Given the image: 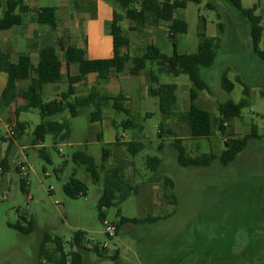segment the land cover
<instances>
[{
	"label": "rangeland",
	"instance_id": "obj_1",
	"mask_svg": "<svg viewBox=\"0 0 264 264\" xmlns=\"http://www.w3.org/2000/svg\"><path fill=\"white\" fill-rule=\"evenodd\" d=\"M65 1L70 2L35 0L33 3L42 8ZM254 4L264 10V0H243L244 8ZM4 6L6 0H0V13ZM178 14L188 24L187 34L177 40L179 53L194 54L198 51L202 18L205 21V33L210 37H221L214 66L203 71L211 91L200 92L197 104L218 115L219 103L228 100L240 102L244 98V88L248 86L250 106L243 110L241 119L229 124L228 133L243 137L256 128L257 137L249 142L229 166L214 163L209 168H183L177 162L176 153L170 148L172 139L158 138V128L163 122L158 100L150 96L145 101L139 100V93L132 92V117L138 125L144 127L141 140L147 149L131 157L122 147L119 150L112 148L114 156L108 165L123 166L128 181L143 186L139 195H132L119 207L107 209L106 219L116 223L120 219L119 211L122 216L131 219L147 215L164 216L172 213L175 208L176 213L157 225H124L114 237L109 238L98 217V202L103 191L101 184L94 185L84 167L75 166L71 162L59 177L56 174L64 159L69 160L78 149L86 150L95 158L96 163L101 164L102 151L107 142H94L91 138L94 131L98 132V123L90 124L83 114L71 120L73 135L70 141L54 149L52 137L48 135L43 144L33 147V133L41 122V116L36 111L22 112L18 120L28 124L22 140L10 139L11 143L3 140L7 138L0 137V161L6 158L9 166V169L0 171V264H54L39 258V250L46 235L62 241L66 254L71 251L80 252L83 264H259L264 260V63L253 54L246 19L224 0H201L199 3L189 1ZM219 23L225 26L221 35L217 28ZM122 25L128 27L127 22ZM39 27L41 32L50 31L48 26ZM20 33L30 35L26 28L0 32V47L17 54L24 48V42L19 45V37L15 38ZM44 33L42 36L47 35ZM166 33V25L163 29L142 27L133 31L134 42L131 41L129 48L131 55L142 54V49L151 44L158 45L163 53L171 55L173 45L170 39H166ZM260 46L264 50V39ZM26 51L30 50L27 48ZM109 56L111 53L102 57ZM71 66L78 68L77 65ZM226 69L229 79L235 85L232 93L221 88L220 75ZM147 73L149 77L155 73L160 84L191 87L186 75L174 77L159 74L155 66H148ZM50 87L44 89L46 100L55 99L45 95ZM180 93L179 110L185 112L189 107L188 93L185 94L184 88ZM92 111L93 108H90L84 113ZM105 112L111 115L112 121L119 124L130 118L111 109ZM11 116L15 117L14 110L8 109L6 119ZM65 116L69 117V114ZM112 121L109 119L108 124L113 126ZM9 122L16 123L13 119ZM165 123L185 139L183 144L192 157L209 152L220 155L224 150L223 142L227 136L222 137L217 133L210 140L194 141L189 138V129L185 124L176 119L166 120ZM100 127L107 136L114 131L123 135L122 127L115 130L106 121ZM0 131L6 135L2 123ZM127 133L124 140L132 139L133 134L130 131ZM85 139L89 142L86 147L81 146ZM161 144H164L163 150H159ZM42 147L49 151L50 163L38 155ZM148 155L163 160L158 173L174 181L177 207L170 205L164 198L167 188L162 184L148 183L155 175L145 166ZM20 162L26 164L29 173L25 179L29 183L25 192L21 188L22 174L17 171ZM75 170L76 177L88 186L87 195L76 200L70 199L63 192V185ZM21 217L33 219L34 229L31 234H20L9 226L20 221ZM79 231L86 234L90 243L85 245L86 249H71L69 243ZM105 243L106 248L103 247ZM95 245L104 248L101 256L93 251ZM47 249L53 255H59L53 242L47 244Z\"/></svg>",
	"mask_w": 264,
	"mask_h": 264
},
{
	"label": "trees",
	"instance_id": "obj_2",
	"mask_svg": "<svg viewBox=\"0 0 264 264\" xmlns=\"http://www.w3.org/2000/svg\"><path fill=\"white\" fill-rule=\"evenodd\" d=\"M76 2L77 0H73ZM122 12L114 11L113 20L110 24V34L113 40V55L107 59L91 60L87 58L85 49L78 48L75 45L65 47L60 41L58 45L53 42V38L48 35L41 39L35 46L38 52V61L33 63L30 52L18 54L17 60L13 61L12 54L0 48V74L7 75V83L0 95V115L17 100L18 94L24 100V105L16 108L17 120L14 124L15 135L12 139L22 140L27 129V122H20L19 116L22 112L36 111L41 116V122L33 133L32 146L37 147L43 144L46 137L50 135L53 141V148L56 149L60 144L66 143L72 138V119L82 115L87 109L93 108L89 114V123H100L103 119L105 110L111 109L117 114H126L130 118L117 123L113 120V126L118 130L123 128V133L130 131L132 140L127 143H121L120 135L114 144H105L102 151L101 164L96 163L95 158L86 150L78 149L74 151L69 160L64 159L62 167L56 174L59 177L69 162L75 166H83L94 185H100L103 188L102 195L98 202V217L104 223L106 219V210L111 207H119L132 195H139L143 184H133L128 181L123 166H109L108 162L113 155L114 147L123 145L126 153L131 157H136L147 149V145L141 140L144 134V127L138 125L132 117V110L125 106L127 97L120 93L117 96H108L101 93L96 87L87 96H77L76 86L79 83L86 82L87 76L97 74L100 82L107 83L111 72L120 74L126 68L134 72H141L148 66L158 68L159 74H168L174 77L186 75L191 83L189 92V109L185 112L179 110L177 98V85L160 84L158 76L151 73L149 77L148 95L156 98L159 103V110L163 115V122L159 125L158 138L163 140L171 138L170 148L176 153L178 164L183 168H209L214 163L221 166H229L246 149L249 142L257 137L256 128L253 132L243 137H237L228 133L229 124L236 119L242 118L243 110L250 106L249 87L244 88V98L235 103L232 100L224 101L218 105V115L197 104L200 92L211 91L208 82L205 79L203 71L211 69L218 56L221 37L219 35L210 37L205 33V21L202 18V26L199 33L198 51L194 54L179 53L177 49V40L180 36L188 32V24L178 12L186 8L189 1L199 3L201 0H111ZM230 4L235 11L240 13L247 21L249 33L251 35L253 54L262 63H264V50L261 49L263 37L262 17L256 14L255 8L246 9L242 6L241 0H224ZM7 9L0 16V31H8L22 24L21 14L29 11V7L24 5V0H6ZM211 6V4H208ZM125 20H131L135 23L134 29L145 26H159L165 23L169 26L168 35L172 41L173 53L167 55L162 52L158 45H147L140 55H131L124 53V49H129L131 40L126 34L122 23ZM37 23L40 26H48L50 33H54L58 27L56 8L52 6L43 7L37 11ZM219 34H223L225 26L223 23L217 25ZM36 45V44H35ZM33 47V46H31ZM58 49L64 52V61L69 67L73 64L79 68V74L68 78V89L60 95V98L46 100L44 97V88L49 84H58L63 77V60L60 59ZM221 88L227 92L234 91V83L229 79L228 70H224L220 75ZM19 82L26 85L19 91ZM65 114H69L66 117ZM176 119L183 123L189 129V138L194 141L210 140L217 133L222 137H228L223 142L224 150L220 155L214 152L200 153L196 157L189 155L188 148L183 144V138L179 137L175 130L168 128L165 121ZM11 139V140H10ZM97 141L103 142L99 135ZM164 144H161L159 150H163ZM38 155L46 162H51L49 151L42 147L38 150ZM163 160L158 157L146 156L145 166L155 175L150 178L149 184H162L167 188L164 198L172 206L178 205V197L175 192V183L166 175L159 174ZM0 169H9L8 160L5 158L0 161ZM21 173L20 167L17 169ZM22 174V173H21ZM21 188L25 192L28 182L23 177ZM142 185V186H141ZM64 194L70 199H79L85 197L88 193V186L82 180L76 177V170L70 179L63 185ZM176 213V208L170 214L164 216L147 215L142 218H127L118 212L119 220L112 223L116 226V233L121 227L127 224L135 225H157L165 221ZM11 228L20 234L29 235L33 232L34 221L26 217H21L16 224H10ZM112 238V237H109ZM53 242L56 245L58 256L53 255L47 249V244ZM90 243L86 234L82 231L77 232L69 246L71 249H86L85 245ZM98 245L93 247V251L101 256ZM40 260L54 264H83L80 252L65 253L62 241L52 239L49 235L44 237L39 250ZM44 264V263H40ZM259 264H264V260Z\"/></svg>",
	"mask_w": 264,
	"mask_h": 264
},
{
	"label": "crops",
	"instance_id": "obj_3",
	"mask_svg": "<svg viewBox=\"0 0 264 264\" xmlns=\"http://www.w3.org/2000/svg\"><path fill=\"white\" fill-rule=\"evenodd\" d=\"M34 1L35 0H32V2L27 3L24 0V5L29 7V11L21 14L22 24L20 26H16L13 28V29L26 28L27 32L30 34V35H27V34L25 35L24 33H20L19 35L17 34L15 35V38L19 37V40H18L19 45L21 44V42H24L25 49L24 48L21 49L20 51H18L17 54H14L13 52L9 51L12 54L13 61L17 60L18 54L22 52H30L32 61L34 64H36L38 61V52H37L38 49H36L37 47L35 48V46H37L40 43L42 38L48 36V34L50 33V31L47 33L41 32L40 27H39L40 25L37 23V11L40 10L41 7H37L36 5H34L33 3ZM241 2L243 6V0H241ZM52 7L56 8L58 27L54 33H50L51 34L50 36L51 37L53 36V42L56 45H58V43L62 41L65 47H68L69 45H75L78 48L85 49L87 52V58L91 60L107 59V58L112 57L113 40L110 34V24L113 20L114 11H118L119 8L116 5H114L111 0H77L76 2H74L73 0H70V2H66V1L61 2L58 5L52 6ZM248 7L249 8H246V9L255 8L256 14L257 12H259L258 15L262 17V26H263L262 40H263L264 39V10H261V8H259L258 5L256 4H254L252 7L249 5ZM6 9H7V3H6V6L2 8L0 16L5 13ZM124 22H127V26H128L127 28L123 26L124 29L126 30V34L133 43L134 40L132 37V32L136 31V29H134L135 23L131 20H125ZM164 25L167 26V33L164 35L166 39H169V35H168L169 26L167 24L161 23L159 26H145V27H159L160 29H163ZM73 26H75V28ZM11 30H8V31H11ZM8 31H0V32H8ZM42 33L47 34V35L42 36ZM29 40L31 41V43ZM0 48L4 51H8L4 47H0ZM27 48L30 51H26ZM144 49H142V52L144 51ZM123 52L124 53L128 52L129 54H131L130 49L128 50L124 49ZM58 53H59L60 59L63 60V63H64L62 81L58 84L47 85L51 87L47 91H45V95L47 97H53L55 99L60 98V95L68 89V78L70 76H76L79 74V68L75 69V68H71L72 66L68 67L66 65V62L64 61V52L61 51V49H58ZM110 53H111V56L102 57L104 55L107 56ZM147 69L148 68H146L145 70L141 72H134L130 68H126L124 72L120 74H117L116 72L113 71L111 72L110 79L107 83L100 82L98 80L97 74H90L87 76L86 82L77 84L76 86L77 96H80V97L87 96L95 87L101 93H104L112 97L117 96L120 93H123L127 97L125 106L133 110L131 106L134 105L133 104L134 100L132 96L130 97L132 92L137 91L139 93V96H140L139 100L145 101L146 97L149 96L148 95L149 76L147 73ZM6 83H7V75L5 73H1L0 74V95L2 91L4 90ZM25 85L26 83L19 82L18 83L19 91H21ZM183 88L185 90V94L188 93V103L190 105V101H189L190 88H189V85L188 86L186 85V86H180L177 88L178 106H179V100L181 97L180 92L182 91ZM22 105H24V100L18 94L17 100L14 103H12L10 107L8 108V109L14 110L15 117L11 116L6 119L7 110H8L6 109L0 115V123H2L4 127H6L7 125L10 124L9 120L13 119V121L16 122L17 120L16 108ZM105 111L103 114L102 121L97 124L99 125V128L96 129L98 130V132L96 133V131H94V134L92 135L91 138H92V141L99 142L97 141V137L100 135L103 139V142L104 141L107 142L106 144H114L116 143L117 136L119 134L114 131L112 132V134L109 133V136H107V134L104 132V129L100 127L102 126V122L106 121L107 125H109L110 127L116 130V128L112 126L111 123L108 124L109 119L111 121L112 119H111V115ZM83 114L86 115L89 121V114H85V113ZM126 134L128 133L127 132L123 133V135L120 136L121 143H127L130 140H132V139L124 140V137H126ZM72 135H73V132H72ZM83 143H84L83 145L81 144L80 145L85 146V147L87 146V144H89L87 139H85ZM121 147L126 152V148L123 145L119 147H114L113 149L119 150ZM113 156L114 154L112 155L111 158H113Z\"/></svg>",
	"mask_w": 264,
	"mask_h": 264
},
{
	"label": "built area",
	"instance_id": "obj_4",
	"mask_svg": "<svg viewBox=\"0 0 264 264\" xmlns=\"http://www.w3.org/2000/svg\"><path fill=\"white\" fill-rule=\"evenodd\" d=\"M15 125L14 124H9L5 127L6 129V135L4 136L1 131H0V137L2 138H13L15 135V130H14ZM19 167H20V171L22 173L23 177H28L29 173H28V168L26 166L25 163L20 162L19 163ZM0 171H2V169H0ZM104 227H105V235L107 237H114L116 234V226L114 224H112L111 222H109L108 220H105L103 223ZM93 240V239H92ZM107 244L105 243L103 245L104 248H106Z\"/></svg>",
	"mask_w": 264,
	"mask_h": 264
}]
</instances>
